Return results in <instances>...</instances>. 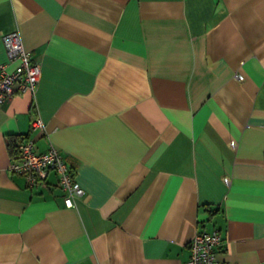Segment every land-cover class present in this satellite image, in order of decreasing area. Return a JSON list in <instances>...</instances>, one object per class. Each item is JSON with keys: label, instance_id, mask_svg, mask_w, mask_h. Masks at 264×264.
Segmentation results:
<instances>
[{"label": "crops", "instance_id": "crops-1", "mask_svg": "<svg viewBox=\"0 0 264 264\" xmlns=\"http://www.w3.org/2000/svg\"><path fill=\"white\" fill-rule=\"evenodd\" d=\"M13 31L41 78L0 107V264H185L201 231L264 264V0H0L7 70ZM21 135L63 154L74 207L9 171Z\"/></svg>", "mask_w": 264, "mask_h": 264}, {"label": "built area", "instance_id": "built-area-1", "mask_svg": "<svg viewBox=\"0 0 264 264\" xmlns=\"http://www.w3.org/2000/svg\"><path fill=\"white\" fill-rule=\"evenodd\" d=\"M7 63L12 70L0 64V107L12 96L24 92L34 93L41 78L39 63L33 59L22 43L18 32H8L2 37ZM31 129L45 133V124L39 116L31 120ZM16 147V159H12L9 171L25 178L29 187L43 183L49 172H54L57 184L68 208L75 205L76 198L84 191L73 178L63 154L52 145L45 152H36L34 143L26 136H20ZM222 243L219 232L201 231L189 242L190 257L185 264H224L217 257V248Z\"/></svg>", "mask_w": 264, "mask_h": 264}, {"label": "trees", "instance_id": "trees-1", "mask_svg": "<svg viewBox=\"0 0 264 264\" xmlns=\"http://www.w3.org/2000/svg\"><path fill=\"white\" fill-rule=\"evenodd\" d=\"M19 137L20 136H9L7 138V145H8L11 159H16V147L20 139Z\"/></svg>", "mask_w": 264, "mask_h": 264}]
</instances>
